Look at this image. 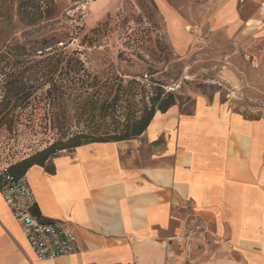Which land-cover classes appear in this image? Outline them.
Segmentation results:
<instances>
[{"label": "crops", "instance_id": "crops-1", "mask_svg": "<svg viewBox=\"0 0 264 264\" xmlns=\"http://www.w3.org/2000/svg\"><path fill=\"white\" fill-rule=\"evenodd\" d=\"M233 2L224 11L235 16ZM46 167L25 174L36 213L64 221L81 253L39 261L0 196V264H264V121L204 101L192 116L175 106L135 140L82 146ZM195 218L210 233L191 258L177 241L167 253Z\"/></svg>", "mask_w": 264, "mask_h": 264}, {"label": "rangeland", "instance_id": "rangeland-1", "mask_svg": "<svg viewBox=\"0 0 264 264\" xmlns=\"http://www.w3.org/2000/svg\"><path fill=\"white\" fill-rule=\"evenodd\" d=\"M231 1L0 0V168L71 138L50 126L63 108L54 113L48 84L36 82L35 62L51 47L76 53L93 74L142 78L149 97L173 93L184 116L204 101L264 121L260 0H234L235 16L224 11Z\"/></svg>", "mask_w": 264, "mask_h": 264}, {"label": "trees", "instance_id": "trees-1", "mask_svg": "<svg viewBox=\"0 0 264 264\" xmlns=\"http://www.w3.org/2000/svg\"><path fill=\"white\" fill-rule=\"evenodd\" d=\"M51 48L35 62L39 75L36 82L48 84L46 101L54 113L60 106L63 108L64 119H53L52 129L61 136L72 135L67 143L58 141L47 150L11 166L9 171L16 177L25 176L33 166L46 167L61 151L95 143L135 140L146 132L156 113H166L177 106V97L171 92L166 94L161 88L156 96L149 97L142 78L124 81L117 76L111 78L108 73L93 74L76 53ZM30 95L23 91L22 99ZM46 170L52 172L48 166Z\"/></svg>", "mask_w": 264, "mask_h": 264}, {"label": "built area", "instance_id": "built-area-1", "mask_svg": "<svg viewBox=\"0 0 264 264\" xmlns=\"http://www.w3.org/2000/svg\"><path fill=\"white\" fill-rule=\"evenodd\" d=\"M259 7L264 14V0ZM0 196L39 261L69 258L81 253L76 235L64 221H45L37 215V199L26 176L16 177L9 168H0ZM206 233H210L209 224L200 218L192 219L186 222L181 235L168 239L166 251L171 252V242L177 241L183 245L186 258L190 259L193 240Z\"/></svg>", "mask_w": 264, "mask_h": 264}]
</instances>
